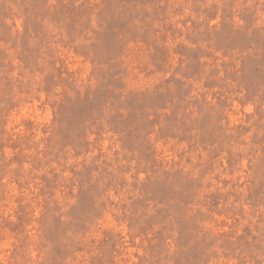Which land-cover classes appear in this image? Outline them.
Here are the masks:
<instances>
[{"label": "rangeland", "instance_id": "obj_1", "mask_svg": "<svg viewBox=\"0 0 264 264\" xmlns=\"http://www.w3.org/2000/svg\"><path fill=\"white\" fill-rule=\"evenodd\" d=\"M0 264H264V0H0Z\"/></svg>", "mask_w": 264, "mask_h": 264}]
</instances>
